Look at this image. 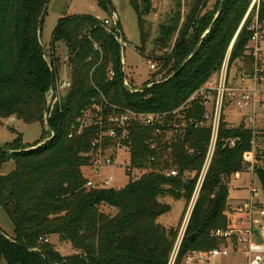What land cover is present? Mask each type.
<instances>
[{
	"label": "trees",
	"instance_id": "16d2710c",
	"mask_svg": "<svg viewBox=\"0 0 264 264\" xmlns=\"http://www.w3.org/2000/svg\"><path fill=\"white\" fill-rule=\"evenodd\" d=\"M96 1L110 16L103 0ZM188 1L189 10L177 31L171 24L160 26L165 44L174 33L176 37L170 51L157 56V72L143 83L154 84L133 92L120 76L122 48L113 23L107 31L104 19L92 15L60 17L52 31L50 66L40 50L37 32L43 0H0V124L10 117L43 124L37 142L23 144L17 136L1 146L0 170L9 160L14 168L0 173V206L13 223L11 239L30 249L0 234V264H44L41 253L49 264H167L179 225L166 227L156 221L171 209L163 198L183 199L188 204L211 138L209 125L196 126L204 112L198 99L177 115L169 114L219 70L233 38L229 64L240 61L251 67L245 51L251 35L249 17L240 28L251 0H224L209 30L221 0ZM128 3L137 15L142 44L139 50H143L147 39L144 22L151 12V0ZM179 16L176 12L175 18ZM259 16L264 17V0L259 3ZM58 41L67 49L70 87L60 97L53 95L45 125V94L50 87L51 69L55 80L58 78ZM182 65L179 73L167 79ZM111 71L114 75L110 79ZM158 75L161 77L156 78ZM101 95L115 110L165 114L161 125L131 122L126 126L121 145L128 147L131 170L141 173L133 177L131 171H126L128 180L120 188L86 185L91 178L84 171L93 170L98 147L115 146V139L109 137L95 147L91 144L108 126L106 115L111 109L98 102ZM82 111H90L92 117L100 115L101 124L77 133L76 121ZM170 120L181 128L168 137L164 124ZM157 126L164 132L156 133ZM228 139H236L233 146L227 145ZM251 139L250 129L231 127L224 117L221 119L179 258L187 250H207L216 245L209 232L228 225L231 205L226 181L237 172L246 173L243 153L250 149ZM171 170L176 175H171ZM256 176L264 189V169H257ZM103 206L114 208L115 214L104 212ZM49 237L68 243L73 253L61 254Z\"/></svg>",
	"mask_w": 264,
	"mask_h": 264
},
{
	"label": "built area",
	"instance_id": "2783aa9c",
	"mask_svg": "<svg viewBox=\"0 0 264 264\" xmlns=\"http://www.w3.org/2000/svg\"><path fill=\"white\" fill-rule=\"evenodd\" d=\"M259 3L260 0H251L240 25L241 28L246 19L250 18L248 30L251 35L245 46V51L250 58L251 67L248 70L241 69L237 73L232 66L233 64H229L230 51L235 40L233 38L219 70L210 76L183 104L169 114L177 115L181 109L189 108L193 99H198L204 112L201 121L196 126L209 125L211 138L185 220L177 232L167 264H264V205L260 203L259 191L253 184L248 189V198L237 201L228 210V225L225 228L210 230L209 237L215 240L216 245L207 250H187L179 258L180 245L204 175L211 162L219 125L223 117L231 127L241 125L252 131L251 147L243 153V160L247 167L246 173H249L252 179V176H256L257 169H264V147L257 141L259 138H264V127L258 122L260 114L264 117V60L261 58L264 53V17L259 16ZM103 22L105 29L109 31L112 20L105 18ZM121 45L124 46L125 42ZM147 64L149 69L155 70L156 65L154 62L148 60ZM113 75L114 73L111 71L109 78L111 79ZM123 84L130 86L127 79ZM69 87L68 78L64 80L56 79L54 92L58 89H65V92ZM134 89L136 88L134 87ZM63 93L61 92L60 96ZM98 102L103 104L105 108L111 109V111L106 115L108 126L96 135L91 143L92 147L97 146L104 137L114 138L115 146L105 149L98 147L93 161V174L97 176V180L89 179L86 185L89 187H110L109 183L113 179L112 175L108 178H102L100 170L111 167L115 163V152L112 148L128 150V147L121 145V140L127 134L126 126L131 122H139L150 126L161 125L165 114L142 113L127 108L115 110L116 107L108 103L103 95L99 97ZM229 112H233V115L238 117L239 123L234 124L226 119ZM76 122L78 123L77 133H79L83 128L92 124L100 125L101 116L92 117L90 111H82V116ZM164 126L167 128L165 132L168 137L174 136L176 132H179L178 128H181L171 120ZM155 132L160 134L164 131L157 126ZM235 140L228 139L226 143L228 146H233ZM126 171H132L129 160L125 164V173ZM170 174L176 175V171L171 170ZM239 175L240 173L237 172L234 177L238 178Z\"/></svg>",
	"mask_w": 264,
	"mask_h": 264
},
{
	"label": "rangeland",
	"instance_id": "374dc122",
	"mask_svg": "<svg viewBox=\"0 0 264 264\" xmlns=\"http://www.w3.org/2000/svg\"><path fill=\"white\" fill-rule=\"evenodd\" d=\"M177 0H151V12L145 17L144 29L146 31V43L143 50H139L141 47V31L137 20V15L133 7L128 3V0H110L114 7L115 14L119 21L122 38L125 45L122 48L124 54V72L127 81L130 82L135 88H139L145 81L151 78V75L158 70L159 63L156 60L157 56L163 55L170 51V48L176 37L174 33L168 43H159L154 39L160 37V26L162 24H172L178 21V28L183 21V16L189 10V1L180 0V4H176ZM250 6V5H249ZM177 8H180L179 19L175 18ZM249 8V7H248ZM71 14H88L95 17L105 18L110 17L108 12L104 11L97 3L96 0H47L44 12L43 20L40 32V45L45 51L46 57L49 58L50 43L52 40V31L57 24L60 17ZM174 30V31H177ZM165 44L162 47L159 44ZM55 56L57 62V80H64L69 77V69L67 65V49L62 41L55 43ZM261 58L264 60V53ZM155 63V70L149 69L147 61ZM233 68L237 73L241 69L248 70L249 64L235 61ZM158 75L156 78H160ZM65 89H58L53 94L48 95V103H52L53 95L56 97L60 96V93L64 92ZM230 122L237 124L239 123L238 117L233 115V112H229L226 117ZM258 122L264 127V117L261 114L258 116ZM43 124L41 122H30L26 123L23 120L17 119L16 117H10L4 119L0 124V146L5 145L8 142H12L15 137L20 136L23 144H33L40 139ZM258 143L264 147V138H259ZM114 160L115 163L110 167H105L100 170V176L102 178H108L112 175L113 179L110 181L109 186L111 187H122L128 180L125 173V164L129 160L128 150L120 149L116 150ZM14 168V162L12 160L7 161L1 167L2 174H6ZM133 177L138 176L141 172L131 171ZM87 178L97 180V176L93 174L92 168H87L84 171ZM235 176V175H234ZM234 176L230 177L226 182L229 189V205L235 204L237 201L248 198L249 187L251 184L259 191V201L264 205V189L257 176H251L249 173H243L238 178ZM163 201L171 206L168 213L159 216L156 221L166 227L179 225L180 229L190 205V201L185 205L183 199H171L164 197ZM103 211L114 215L116 210L112 207L103 206ZM0 229L7 236H13V223L5 210L0 206ZM49 241L53 243L58 251L63 255L73 253L72 248L68 243H63L57 240L55 237H49Z\"/></svg>",
	"mask_w": 264,
	"mask_h": 264
},
{
	"label": "water",
	"instance_id": "95a60500",
	"mask_svg": "<svg viewBox=\"0 0 264 264\" xmlns=\"http://www.w3.org/2000/svg\"><path fill=\"white\" fill-rule=\"evenodd\" d=\"M46 2H47V0H43L42 6H41L40 12H39L38 30H37L39 38H40L41 25H42V19H43V12H44V7H45ZM103 2L106 4V6H107V8L109 10L110 17H111V20H112V23H113V26H114V29H115L116 39H117L118 43L121 45L124 42V40H123L122 35H121L120 25H119V21L117 19V16L115 14L114 7L112 6L110 0H103ZM223 2H224V0L220 1L218 11H217L214 19L212 20L208 30L211 29L213 27V25L215 24V21L218 18L220 12H221V9H222V6H223ZM176 4L177 5L180 4V0H177ZM176 11L179 12L180 8H177ZM70 15H72V14L71 13L67 14V16H70ZM171 27L173 28V30H176L178 28V21L173 22L171 24ZM208 30L206 31V33L208 32ZM154 40L156 42H159V43H165V40H164L163 37H158V38H155ZM121 48H123L122 45H121ZM40 50H41L42 54L44 55L45 59L48 61L49 65L51 66L50 60H49V58L46 57L45 51L43 50L41 45H40ZM124 64H125V60H124V54H123V51H122L121 52V61H120V65H121V67H120V76L122 78V82L123 83L126 81L125 72H124ZM182 67H183V65L180 68H178L174 73H172L167 79H170L173 76H175L177 73H179L181 71ZM153 84H154L153 81H150V82H148V83H146V84H144L141 87L136 88V89L131 88L130 86H128V84H124V85L125 86L127 85V87L130 88V90L133 91V92H141V91L147 89L148 87H150ZM54 89H55V75H54V71L51 69L50 87H49V90L45 94V105H44V115H43V122H44L45 125H46V114H47V110H48V95L53 93ZM47 140L48 139L43 140L41 143L38 144V146L43 144V143H45ZM2 149L3 148L0 146V150H2ZM0 234L3 235L7 240H9L10 242L16 244L19 247H21L23 249H30L26 245H23L21 243L15 242L13 239H11L10 236H7L2 231H0ZM191 237H193V235H191L189 238H191ZM41 255H42V259H43L44 264H49L48 259L46 258V256L43 253H41Z\"/></svg>",
	"mask_w": 264,
	"mask_h": 264
},
{
	"label": "crops",
	"instance_id": "0c3cea01",
	"mask_svg": "<svg viewBox=\"0 0 264 264\" xmlns=\"http://www.w3.org/2000/svg\"><path fill=\"white\" fill-rule=\"evenodd\" d=\"M98 18H100V17H98ZM105 18H108V16H107V17H105ZM105 18H100V19H105ZM240 175H241V174H240ZM240 175H239V176H240ZM115 188H118V187H115Z\"/></svg>",
	"mask_w": 264,
	"mask_h": 264
}]
</instances>
